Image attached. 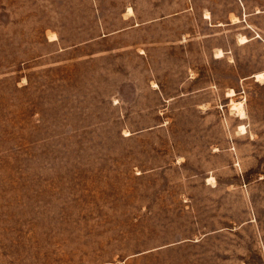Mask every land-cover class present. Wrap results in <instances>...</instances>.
Wrapping results in <instances>:
<instances>
[{
    "label": "rangeland",
    "instance_id": "1",
    "mask_svg": "<svg viewBox=\"0 0 264 264\" xmlns=\"http://www.w3.org/2000/svg\"><path fill=\"white\" fill-rule=\"evenodd\" d=\"M227 1L0 0V264H264L263 13L215 33Z\"/></svg>",
    "mask_w": 264,
    "mask_h": 264
},
{
    "label": "crops",
    "instance_id": "2",
    "mask_svg": "<svg viewBox=\"0 0 264 264\" xmlns=\"http://www.w3.org/2000/svg\"><path fill=\"white\" fill-rule=\"evenodd\" d=\"M215 4L219 5V3H215ZM255 5L264 6V0H228L227 3L224 5L225 6L224 8H220L219 10L218 8L209 9L211 18L208 23L211 28L215 30L217 29L215 33L227 32L230 30L229 28H227V26L235 24L233 29L237 30V33H236L237 35L238 33H241V30L246 29V25L241 24L242 22H244V14L245 16H247V14H254L256 12H262L263 13L261 15L262 20L261 21L253 20V23L250 25L254 26L253 28L256 31V34H258V35L252 36V38L259 36L264 39V9L262 11L249 10L248 8L246 9V7L255 6ZM231 13H233L234 15H237L240 20L237 22H232L230 18Z\"/></svg>",
    "mask_w": 264,
    "mask_h": 264
},
{
    "label": "bare ground",
    "instance_id": "3",
    "mask_svg": "<svg viewBox=\"0 0 264 264\" xmlns=\"http://www.w3.org/2000/svg\"><path fill=\"white\" fill-rule=\"evenodd\" d=\"M209 14H210V13H209ZM209 14L207 13L206 16H209ZM233 17H234V16H233ZM236 20H237V16L234 17V21H236ZM232 21H233V19H232ZM54 37H55V36H54ZM54 37H53V38H54ZM244 38H245V36H241V39H242V40H245ZM255 77H256V79H258V78H263V77H264V72H263V71L256 72V73H255ZM234 104H235L236 107L238 108L239 113L242 114L244 111L242 110V108H240V106H241V102H238V103L236 102V103H234Z\"/></svg>",
    "mask_w": 264,
    "mask_h": 264
}]
</instances>
